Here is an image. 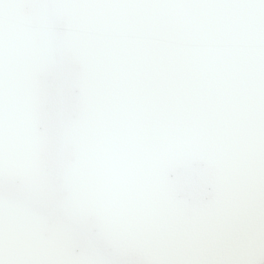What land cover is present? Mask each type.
I'll return each instance as SVG.
<instances>
[{"label":"snow or ice","instance_id":"snow-or-ice-1","mask_svg":"<svg viewBox=\"0 0 264 264\" xmlns=\"http://www.w3.org/2000/svg\"><path fill=\"white\" fill-rule=\"evenodd\" d=\"M0 264H264V0H0Z\"/></svg>","mask_w":264,"mask_h":264}]
</instances>
